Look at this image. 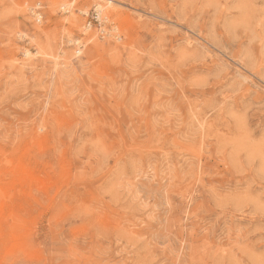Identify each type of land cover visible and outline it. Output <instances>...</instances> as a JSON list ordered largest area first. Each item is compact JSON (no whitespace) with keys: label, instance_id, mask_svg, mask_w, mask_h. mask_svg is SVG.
<instances>
[{"label":"rangeland","instance_id":"obj_1","mask_svg":"<svg viewBox=\"0 0 264 264\" xmlns=\"http://www.w3.org/2000/svg\"><path fill=\"white\" fill-rule=\"evenodd\" d=\"M0 264H264V0H0Z\"/></svg>","mask_w":264,"mask_h":264},{"label":"built area","instance_id":"obj_2","mask_svg":"<svg viewBox=\"0 0 264 264\" xmlns=\"http://www.w3.org/2000/svg\"><path fill=\"white\" fill-rule=\"evenodd\" d=\"M35 16H37V20H38V21H40V20L42 19L40 14H37V15L35 14ZM99 17H100V13H99L98 11H96V12L93 14L91 20L88 21V23H87V28L92 27V21H93V20H94V21H98V22H100L101 20L99 19ZM101 28H102V26H101ZM104 31H105V30L103 29L101 32L103 33Z\"/></svg>","mask_w":264,"mask_h":264}]
</instances>
